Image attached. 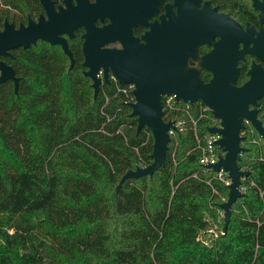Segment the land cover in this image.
<instances>
[{
	"label": "trees",
	"instance_id": "1",
	"mask_svg": "<svg viewBox=\"0 0 264 264\" xmlns=\"http://www.w3.org/2000/svg\"><path fill=\"white\" fill-rule=\"evenodd\" d=\"M212 1L241 22L256 18L248 0ZM73 51L72 68L43 41L8 59L19 80L16 92L0 84V264H264V138L249 124L241 131L242 195L206 245L196 237L222 227L228 187L199 162L198 138L218 121L199 101L165 113L183 125L162 165L116 189L151 162L153 138L136 131L117 89L127 84L103 83L94 96Z\"/></svg>",
	"mask_w": 264,
	"mask_h": 264
},
{
	"label": "water",
	"instance_id": "2",
	"mask_svg": "<svg viewBox=\"0 0 264 264\" xmlns=\"http://www.w3.org/2000/svg\"><path fill=\"white\" fill-rule=\"evenodd\" d=\"M251 1L253 8L258 10V29L249 23L242 26L227 13L218 12V7L210 6L208 1L200 5V0H175L177 15L168 12L169 19H162L161 26L156 21L146 23L148 13L154 12L147 9L142 19L149 26L142 35L144 42L129 36L135 43H130L129 49L127 45L124 49L102 47L112 40L113 26H94L88 18L90 4L83 0L81 6L80 24L85 29L82 64L87 67L84 74L92 80L94 96L101 82L97 75L99 68L103 69L104 83H109L111 72L119 83L132 84L134 100L128 105L130 115L136 117V131L146 127L153 138L151 162L128 169L116 189L127 178L152 175L166 157L171 140L168 131L176 129V125L172 120L164 119L162 95L174 94L176 100L191 106L199 101L218 120V125L208 127V132L219 136L215 143L223 151L216 163L206 167L215 172L225 171L231 181L226 200L219 204L223 212V232L230 220L232 204L242 195L241 178L248 175V171L237 165L239 154L245 149L241 145L244 139L241 131L246 121L264 138V125L257 116V98L264 96V66L253 60L246 71L247 79L238 84V60H242L245 54H251L264 61V0ZM74 24L67 20L61 22V10L52 12L48 21L39 17L37 22L30 20L26 26L21 24L18 28L5 21L3 29H0V55L8 54L10 48L27 47L42 39L51 44L59 43L72 66V54L59 33L62 29L70 34ZM201 43L211 44L212 48L199 55L198 45ZM159 53L162 54L161 60L157 58ZM133 55L136 58L127 61L126 56ZM114 59L118 61L114 62ZM189 60L210 71V79L203 81L200 69L190 65ZM6 79L14 81L16 91L18 78L14 70L0 60V83Z\"/></svg>",
	"mask_w": 264,
	"mask_h": 264
},
{
	"label": "flooded vegetation",
	"instance_id": "3",
	"mask_svg": "<svg viewBox=\"0 0 264 264\" xmlns=\"http://www.w3.org/2000/svg\"><path fill=\"white\" fill-rule=\"evenodd\" d=\"M85 1L87 2L88 5L90 4V9L88 11V15H89L88 18H90L93 21L94 26L98 28L108 25L113 26L112 40H109L102 47H108L114 49H121V48L124 49L126 45H127V49H129L128 45L130 43L135 44L130 37H133L139 40L140 42H144L142 35H144L145 32L149 30V26L143 23L142 19L144 18L147 9L154 10V12L150 14L148 13V16L145 20L146 23H152L153 21H156L159 24V26H161L160 24H162L163 22L162 19L164 20L169 19L168 12L177 15V6L174 4L175 0H85ZM204 1H208L210 6L212 7L217 6L218 12L227 13L237 22H239L242 26H244L245 23H249L250 25H253L256 29H258L260 26V22L258 20V10L253 8L251 0L248 1L252 10L254 11V15L256 18L255 20L244 21V22H241L236 17L226 12L224 9L220 7L218 3H215L212 0H200V5H202ZM82 4H83V0H0V29H3L5 21L9 24H13L14 28H18L19 25L21 24L26 26L30 20L37 22L39 17H41L45 21H48L50 14H52V12H59L61 10V22H64L66 20L68 21L69 24H73L75 22V24L71 27L70 34L69 32H66L65 30L62 29H61V33H59V36H61L66 40L67 47L72 54V58H73L72 66H70L69 56L63 51L59 43L51 44L48 41L37 39L35 44H30L29 46L36 45L37 43L42 41L48 43L49 45L58 46L59 49L62 51V53L67 57L69 68H72L74 66L75 58L73 55L74 53L73 46L76 47L79 50L78 52L79 63L82 67L81 70L84 74V71L87 70V67H85L82 64L84 60L83 51H82V42L84 39L83 34L85 32L84 26L80 24ZM161 33L162 32H159V34ZM119 37L122 39L123 42ZM128 37L130 40L128 39ZM215 39L218 38L215 37ZM171 43L172 42H170L169 45H171ZM173 45L175 44L173 43ZM18 47H13L8 49V54H4V55L1 54L0 60L4 61L5 63H7L12 67L15 76L19 80V76L14 68V65L8 60V59L14 60L16 58L15 49ZM211 48H212L211 44L201 43L198 45V54L199 55L204 54L207 51H209ZM134 58H136L135 55L126 56L127 61L131 59L134 60ZM157 58H160L161 60L162 54L159 53ZM253 60L264 66L263 60L257 59L254 55L245 54L244 58L242 60H238L237 62V66L239 67V70H241V67H245L247 71ZM116 61H118V59H114V62ZM189 64L192 66H197L200 69L201 78L203 79V81L206 82L210 79L211 77L210 71H208L205 68L199 67L196 61L189 60ZM97 75L100 77L101 80L100 86H101L104 83L102 68H99ZM111 75L113 74L109 72L108 75L109 82L113 81L111 79ZM89 79L90 82L92 83L90 77ZM246 79H247V74L242 81L239 82L238 80V84H241ZM4 82L11 83L14 88V81L12 79H6L2 83ZM257 104H258L257 116L264 114V96L257 98ZM249 107L251 108L252 106L250 105Z\"/></svg>",
	"mask_w": 264,
	"mask_h": 264
},
{
	"label": "built area",
	"instance_id": "4",
	"mask_svg": "<svg viewBox=\"0 0 264 264\" xmlns=\"http://www.w3.org/2000/svg\"><path fill=\"white\" fill-rule=\"evenodd\" d=\"M111 79L114 82H118L117 79L113 75H111ZM117 89L121 90L127 96V99L129 102L134 100V96L132 94V89H133L132 84H127L126 86H124L122 88L117 87ZM178 102H182V101L176 100L174 94H164L162 97V108L164 111V115H165V113H171V112H174L177 110H186L188 112V109L191 105L187 102H182V103H184V107H182V106L178 105ZM205 110H209V109L202 104V106L200 107V115H204ZM165 120H167V119H165ZM168 120H172V119H168ZM172 121L175 123L176 129H170L168 131L169 135L173 134L174 131H176V130H181L182 125H183V122H181L180 120H178L177 122L174 120H172ZM193 123H195L194 120H193ZM246 124H249L248 121H246ZM216 125H218V123ZM218 137L219 136L217 134L209 133V135L204 137L203 140H200L198 138V147H200V150H201L199 162L205 167L208 164L216 163L218 161L219 157L221 155H223V151L215 143V141ZM215 178L217 180H219L220 182H222L227 187L231 182L229 177L227 176L226 172L222 171V170L216 172ZM240 190H241V186H240ZM221 216H223L222 210H221ZM221 233H223L222 227L217 226V224H215L211 228L208 229L207 236H209L208 237L209 239H206V237H204L201 232L197 235L196 239L207 245L210 240L217 237Z\"/></svg>",
	"mask_w": 264,
	"mask_h": 264
}]
</instances>
